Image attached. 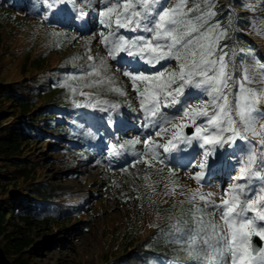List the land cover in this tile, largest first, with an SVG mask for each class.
I'll return each instance as SVG.
<instances>
[{
    "label": "snow or ice",
    "instance_id": "6c2138e0",
    "mask_svg": "<svg viewBox=\"0 0 264 264\" xmlns=\"http://www.w3.org/2000/svg\"><path fill=\"white\" fill-rule=\"evenodd\" d=\"M215 3L42 0L46 9L42 19L48 21L69 4L76 13L73 20L84 24L85 9L96 13L103 28L99 43L106 56L87 55L86 65L61 86L73 97L76 108L105 114L99 120L106 122V140L115 139L116 132L109 128L123 123L118 118L124 113L120 103L104 97L128 95L109 74V60L116 62L117 71L131 83L138 108L130 101L124 103L138 113L133 119L142 131L135 138L112 143L110 157L131 152L136 156L133 167L143 164L159 173L167 169L172 184L171 188L165 185L167 196L185 187L174 179L179 169L195 182V188L180 192L184 199L179 207L173 205V214L167 217L171 242L192 264H264V244L252 242L254 236L264 241V61L235 62L236 49L229 51L228 44L222 43L228 39L235 13H228L225 25L215 19ZM240 7L253 11L250 5ZM249 26L264 37V18ZM84 51H91L89 44ZM83 134L97 139L91 131ZM141 143L144 151L136 152ZM222 164L236 172L234 182L226 189L205 193L203 187H214L211 178Z\"/></svg>",
    "mask_w": 264,
    "mask_h": 264
},
{
    "label": "rangeland",
    "instance_id": "374dc122",
    "mask_svg": "<svg viewBox=\"0 0 264 264\" xmlns=\"http://www.w3.org/2000/svg\"><path fill=\"white\" fill-rule=\"evenodd\" d=\"M4 3L5 1L2 2V4ZM261 3L262 0H257L254 5L258 10V17H255L252 23L263 18L264 9L259 8ZM61 7L63 10L51 14L48 21L42 19L45 10L31 15L20 13L16 17L17 20L11 18L4 22L2 20L3 11L0 10V35L3 40V45L0 46V83H21L27 77L32 76L36 77V81L40 83L44 81V78L42 80L39 76L40 73H37L30 65L34 57L44 54L48 61L47 66L54 67L65 54L75 52L80 47L84 41L82 30L88 23L84 24L80 19H77L73 28L69 30L72 33V38L75 39L68 41L69 38L62 34L66 28L56 22L58 17L61 20L69 17V14L64 10L65 7ZM242 9V13L246 17L251 16L252 13L245 7ZM249 25L246 31L251 36H244L249 40V43L254 44L258 60H264V37L257 35V32L253 31ZM99 40L100 36L93 43L94 47L90 51L92 56L96 51L101 52V56H106L104 47L99 43ZM241 46L242 43L238 42L237 53L242 52ZM243 53L245 56L246 52L243 51ZM236 63L240 64L241 62ZM109 64L111 65L109 74L115 76L117 86L125 89L128 95L117 97L110 94L104 98L120 103V111L129 113L130 116L127 121L123 117L118 118L122 119L123 123L110 126L109 131L116 132L115 139H104L103 124L106 122L99 120V117L105 115L104 113L76 108L86 117L93 118L98 129L93 132L97 135V139H91V144L88 141L90 138L87 139L86 150H81L78 156H72L69 151L74 147H69L67 143L66 145L49 143L47 150L44 148L47 143L43 144V141L36 145L35 160L43 159L39 161L43 164L40 169L41 179L45 183H51L58 194L66 196L60 201L68 200L70 204L80 203L83 209L79 218L67 224L72 231L71 241H61L63 237L61 227H65V225L47 231L40 230L35 236L28 228L22 230L25 238L32 236L36 239L31 251L40 242L46 243L42 252H38L33 257V264H114L115 261L126 255V250L123 248L126 237H129V240L146 238L154 227L164 220L158 210L161 203L164 208H168L173 203L184 199L180 195L181 191H186L188 187H196L195 182L189 178L185 170L179 169L175 176L176 179H174L185 187L177 188L174 196H167L165 193L168 189L165 185L167 184L168 188H171L172 184L170 178H165L161 184L163 191L157 194L154 189V181L149 173L153 169H148L143 164H135L133 167L132 164L136 160V156L133 154L129 156L125 154L117 158L110 157L112 143L135 138L142 129L140 124L133 119L138 113L132 112L124 103L130 101L133 107L138 108V102L134 99L135 93L131 91V83L117 71L118 65L115 61L109 60ZM254 86L260 87L259 85ZM81 99L83 98L80 97ZM166 111L174 110L167 109ZM76 118L79 123L85 125L83 118H80L79 115ZM123 126L126 129L121 131L120 128ZM185 131L188 133V129ZM83 138L85 137L82 136L78 140ZM140 138L143 141V137ZM78 140L76 141L79 142ZM40 151H43L42 154H38ZM135 151L143 152V143L136 145ZM124 167H127V171L122 170ZM156 167L159 168V165ZM214 171L216 174L211 178V184L214 187L205 185L202 189L205 193L226 189L234 182L233 178L236 172L229 166L222 164ZM228 175H230L229 178ZM165 200L167 203H164ZM253 239L252 237V242ZM134 249L135 247H132L128 252H133ZM2 257L4 258L3 254L0 255V259ZM3 264H7V261L4 260Z\"/></svg>",
    "mask_w": 264,
    "mask_h": 264
},
{
    "label": "trees",
    "instance_id": "16d2710c",
    "mask_svg": "<svg viewBox=\"0 0 264 264\" xmlns=\"http://www.w3.org/2000/svg\"><path fill=\"white\" fill-rule=\"evenodd\" d=\"M0 1L4 22L11 18L17 20L16 17L20 13L31 15L46 10L42 6V0H18L17 5L13 4L14 0ZM3 1H5L4 4H2ZM228 1L216 0L215 3V9L218 12L215 19L221 20L225 25L229 24L227 16L229 12H232L228 7ZM230 1L240 12L237 20L239 31L235 30L233 18L232 26L228 28V39L222 43L228 44L229 51L236 49L238 42L242 43V52H236L235 62L243 60L250 63L253 59L258 60L254 46L244 36H251L246 28L255 17H258V10L254 6L257 0ZM240 5L251 6L253 11L250 17L242 13L243 7ZM71 7L69 4L64 9L71 18L64 21L58 17L56 21L66 28L62 34L69 38L68 41L74 40L69 30L74 26L72 22L76 13L71 11ZM259 8L264 9V0ZM85 10L90 14L91 24L83 32L84 41L75 52L65 54L54 67L47 66L48 61L44 54L32 59L31 67L40 73L39 76L42 80L44 78V81L39 83L36 77L32 76L21 83H0V255H4L2 259L7 261V264H33L35 254L42 252L46 245L45 242H40L31 251L36 239L32 236L25 238L22 234L23 229L28 228L35 236L40 230L47 231L65 225L61 227L63 230L61 241H71L72 231L67 224L82 215L83 208L80 203L70 204L68 200L60 201L66 196L58 194L51 183H45L41 179L40 169L43 164L39 161L43 159L36 161L35 151L36 145H39L41 141L43 144L47 143L44 145L45 150L48 149L49 143L56 145L67 143L69 147H74L69 151L70 155L78 156L81 150H86L84 139L80 141L78 139L82 136L86 137L83 134L85 131L93 132L96 129V123L92 118L84 116L86 127L75 122V115L80 111L73 105V97L68 90L61 86L69 75L78 74V69L86 65L87 55L91 53H85V44L93 48L94 41L103 30L98 23L96 13H93L91 9ZM2 45L3 40L0 35V46ZM243 51L246 52L245 56ZM93 54L94 57L101 56L99 51ZM28 56L29 60L30 54ZM76 57L80 59L74 61ZM74 98L80 100V96ZM149 173L154 181L155 192L161 193L163 191L161 184L165 178H169L167 170L163 173L150 170ZM179 204L180 202L173 203L170 207L164 208L161 203L158 210L164 220L156 225L146 238L129 240V237H126L123 247L126 255L114 264H192L189 257L171 242L169 235L167 217L173 214V205L179 207ZM132 247H135L134 251L128 252ZM2 259L0 264H3Z\"/></svg>",
    "mask_w": 264,
    "mask_h": 264
},
{
    "label": "water",
    "instance_id": "95a60500",
    "mask_svg": "<svg viewBox=\"0 0 264 264\" xmlns=\"http://www.w3.org/2000/svg\"><path fill=\"white\" fill-rule=\"evenodd\" d=\"M192 132V129L189 130V133ZM253 245L255 246L256 244H264V241H258V239L256 237H253Z\"/></svg>",
    "mask_w": 264,
    "mask_h": 264
}]
</instances>
